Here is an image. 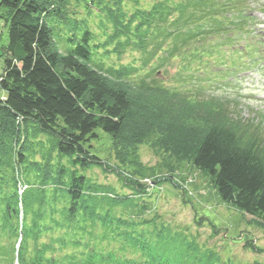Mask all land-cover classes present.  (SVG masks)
Here are the masks:
<instances>
[{
  "label": "trees",
  "instance_id": "obj_1",
  "mask_svg": "<svg viewBox=\"0 0 264 264\" xmlns=\"http://www.w3.org/2000/svg\"><path fill=\"white\" fill-rule=\"evenodd\" d=\"M237 1L0 0L8 33L0 53V264H208L158 231L153 239L155 223L144 218L143 181L180 164L264 230V124L242 125L227 104L212 112L202 98L100 59L129 48L145 62L174 59L211 36L249 33L242 17L251 7ZM234 13L240 21L226 18ZM144 92L159 101H142ZM99 130L110 136L115 168L93 152ZM142 144L167 158L143 165ZM93 167L131 182L134 197L89 179Z\"/></svg>",
  "mask_w": 264,
  "mask_h": 264
},
{
  "label": "rangeland",
  "instance_id": "obj_2",
  "mask_svg": "<svg viewBox=\"0 0 264 264\" xmlns=\"http://www.w3.org/2000/svg\"><path fill=\"white\" fill-rule=\"evenodd\" d=\"M248 2L253 10L247 15L253 16L255 20L249 25L252 34H244L246 42L243 41V34L234 33L229 37L231 39L227 38V34L218 35L204 42L192 44L186 54L174 59L164 60L161 54L145 62L144 55L134 52L131 48L118 55H108L101 51L103 55L100 59L112 67L134 66L137 68L136 77H147L168 88H175L186 94L191 93L190 96L198 99L202 98L203 102L213 107L212 112L213 109L219 108V104H227L229 116L232 118L235 116L242 125H246L247 122L264 124V0L247 2L242 0L240 6H246ZM235 3L238 1L235 0ZM97 21L94 30L101 36L102 30L99 29ZM4 24L0 14V53L1 48L8 43V33ZM249 44L256 45L259 50L255 62L246 52ZM160 62L164 64L160 66ZM2 67L3 63L0 60V72ZM197 79L199 81H196ZM152 95L144 92L140 99L143 101L144 98H148L149 101L158 102L159 100L155 98L156 101ZM4 97V93L0 91V98ZM211 97L218 98L219 103H213ZM175 104L186 116H196L189 109L191 106ZM195 111L204 118L209 115V110L205 108L197 107ZM98 134L100 139L93 143V152L115 168L117 163L110 155L112 144L110 136L100 130ZM139 154L142 164L151 168L159 166L163 163L162 159L167 158L165 155L158 156L150 144H142ZM36 158L39 159L40 156L37 155ZM174 168L175 171L172 172L161 170L157 179L148 184L152 188L150 192H155L151 195L147 193L143 198L146 201L145 205L151 208L150 213L146 215L147 218L145 216L144 218L155 223L148 230L151 237L155 239L154 234L158 231L162 235V241L171 240L174 245L181 247L178 250L193 251V255L197 254L208 264H252L255 261L264 264V230L255 220L231 204L222 203L215 195L208 179L192 167L180 164ZM112 170L105 172L99 167H93L86 175L96 183L113 187L119 194L134 197L133 190L129 188L133 186L132 183L119 177ZM160 178L173 180L178 186L174 187L169 182L165 184L159 182ZM147 181L144 180L143 183H148ZM141 200L140 205L143 202ZM137 209L130 212L135 213ZM188 243L192 245L186 249L182 248ZM252 245L256 247L255 250L251 249Z\"/></svg>",
  "mask_w": 264,
  "mask_h": 264
}]
</instances>
